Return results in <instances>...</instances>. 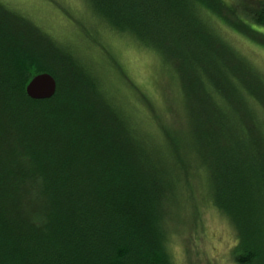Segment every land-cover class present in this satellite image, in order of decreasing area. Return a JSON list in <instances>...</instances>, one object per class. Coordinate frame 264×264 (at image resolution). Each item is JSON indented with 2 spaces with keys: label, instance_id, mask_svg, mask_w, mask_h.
I'll list each match as a JSON object with an SVG mask.
<instances>
[{
  "label": "trees",
  "instance_id": "trees-1",
  "mask_svg": "<svg viewBox=\"0 0 264 264\" xmlns=\"http://www.w3.org/2000/svg\"><path fill=\"white\" fill-rule=\"evenodd\" d=\"M81 2L88 41L105 30L167 53L199 107L179 102L171 122L145 129L101 64L0 6V264H174L170 236L196 182L234 233L235 264H264V81L213 28L217 4L230 3ZM256 7L248 17L264 26ZM195 47L221 94L191 63ZM42 72L57 90L33 100L25 87Z\"/></svg>",
  "mask_w": 264,
  "mask_h": 264
},
{
  "label": "rangeland",
  "instance_id": "rangeland-1",
  "mask_svg": "<svg viewBox=\"0 0 264 264\" xmlns=\"http://www.w3.org/2000/svg\"><path fill=\"white\" fill-rule=\"evenodd\" d=\"M226 1L230 3V11L225 5L217 4L221 18L213 19V28L219 37L230 43L245 61L247 59L246 63L260 71L259 75L264 81V26L252 21L247 14L249 11L257 10L256 5L264 0ZM0 6L6 8V11L18 14L25 21L34 20L60 41H73L75 46H79L80 53L87 58V61L101 64L102 75L122 92L123 100L131 107L134 118L141 122L145 129L151 130L154 125L153 129L157 132L163 120L171 122L172 113L177 109L179 102L182 109L187 106L188 111V106L196 109L199 107V103L193 98L190 99L189 93L184 88L187 82L185 76L183 74L177 76L175 83V78L167 71L166 59L169 58L167 53H162L163 57H161L151 47L142 46L132 39L106 33L105 30L101 31V34H95L96 42L88 41L84 33L89 34L91 22L82 13L91 14L92 11L81 0H0ZM28 15L33 20L29 19ZM221 19L226 20L227 24ZM233 23L240 25L243 32L248 30L247 27L254 32L247 31L246 35H243L245 32L242 34L237 31ZM196 48L194 53L190 51L187 54L192 60L191 63L199 59L196 68L200 75L207 79V89L212 93L221 94L223 82L209 69L213 66L212 56L209 58L211 61L209 60L210 66L207 69L208 66L199 58L203 48ZM225 55L226 53L221 54V58L225 59L227 56ZM244 64L240 63V67L234 64L233 70L242 76L245 75L241 71L247 69ZM115 77L123 84V89L122 84ZM217 99L221 100V98ZM221 103L226 102L223 100ZM175 114L177 116V113ZM193 186V192L186 195L181 209L182 219L179 220L181 222L170 236L169 250L173 263L235 264L231 252L236 238L231 227L204 200L202 185L196 182V187Z\"/></svg>",
  "mask_w": 264,
  "mask_h": 264
},
{
  "label": "water",
  "instance_id": "water-1",
  "mask_svg": "<svg viewBox=\"0 0 264 264\" xmlns=\"http://www.w3.org/2000/svg\"><path fill=\"white\" fill-rule=\"evenodd\" d=\"M57 90L55 78L48 72L34 75L25 87L26 95L33 100L51 98Z\"/></svg>",
  "mask_w": 264,
  "mask_h": 264
}]
</instances>
